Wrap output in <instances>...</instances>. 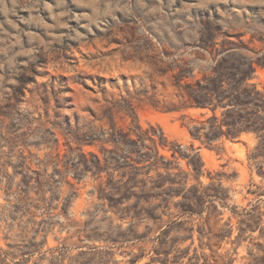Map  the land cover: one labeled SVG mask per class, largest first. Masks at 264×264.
Wrapping results in <instances>:
<instances>
[{
    "label": "rangeland",
    "instance_id": "1",
    "mask_svg": "<svg viewBox=\"0 0 264 264\" xmlns=\"http://www.w3.org/2000/svg\"><path fill=\"white\" fill-rule=\"evenodd\" d=\"M230 47L240 56L222 54ZM248 60L264 64V0H0V110L31 123L26 146L0 138L1 252L17 264H147L158 238L171 258L187 250L183 264H264V160L248 159L255 136L215 149L193 139L211 112L185 109L182 89ZM180 72L189 77L179 82ZM252 83L264 89V67ZM124 100L144 129L160 127L202 166L208 198H184L197 194V177L162 150L175 169L160 171V197L102 199L100 182L64 170L79 154L62 135L58 148L43 144L39 122L87 123Z\"/></svg>",
    "mask_w": 264,
    "mask_h": 264
},
{
    "label": "trees",
    "instance_id": "2",
    "mask_svg": "<svg viewBox=\"0 0 264 264\" xmlns=\"http://www.w3.org/2000/svg\"><path fill=\"white\" fill-rule=\"evenodd\" d=\"M240 50L237 47H230L224 49L222 54L234 59L240 56ZM245 65L237 67L230 74H224L220 70L223 66H220L214 69L212 75L205 74L202 79L191 76L193 82L185 84L182 89L187 98L185 109H202L211 112L207 121L199 122V125L190 131L193 139L215 149L222 145L223 140L239 142L244 134H253L256 145L249 151L248 159L256 162L264 160V89L253 84L252 80L256 67H264V64L248 60ZM188 77L180 72L177 80L181 82ZM224 79L234 83H226ZM122 102L123 105L112 106L104 116L94 117L93 121L83 124H79L78 121L73 124L65 118L62 126L49 121L51 127L48 128L45 127L46 123L39 122L38 130H43L46 137L42 139L43 144L58 148L59 136L62 135L63 145L68 152L79 154L78 159L68 158L64 162V170L74 176L81 172L83 176H90L100 182L98 191L102 199L124 201L131 197L143 196L150 199L160 197V190L163 187L160 182V171L164 170L170 175L175 169L162 155V150L170 151L175 160L187 159L188 167L192 168L195 179L197 177L198 186L191 187L197 190V194L190 198L185 197L184 193V198L191 203L193 201L191 199L198 201L208 198L209 196L199 190L203 186L200 181L202 166L199 168L190 154L188 156L181 154V146L171 142L160 127L149 126L144 129L139 122L134 104L126 100ZM14 114L0 110L2 124L0 138L12 148L26 146L25 140L29 134L25 132V124L30 126L31 123L19 116L14 120ZM122 120H128L130 124L123 126L120 124ZM88 149L97 150L99 153L94 150L87 151ZM1 163L0 158V167ZM37 183L39 193L42 194L43 183ZM188 183V179L176 183V191L182 189L186 191ZM136 190H139V193ZM25 195L27 194H24V198ZM26 198H29V195ZM214 198L219 199L218 196ZM187 205L189 208L192 207L191 204ZM122 213L125 215L123 210ZM156 245L154 251L158 258L151 259L147 264H183L188 257L185 256L187 251L185 249L176 251L171 258L173 252L162 248L158 238ZM24 255L29 254L22 256ZM8 260L14 264L18 263L9 254L0 250V264H9ZM207 261L208 259H205L204 264H207Z\"/></svg>",
    "mask_w": 264,
    "mask_h": 264
}]
</instances>
